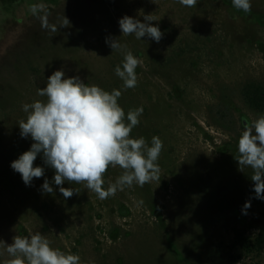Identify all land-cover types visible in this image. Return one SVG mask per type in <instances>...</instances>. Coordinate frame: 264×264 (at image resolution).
<instances>
[{"label": "rangeland", "instance_id": "1", "mask_svg": "<svg viewBox=\"0 0 264 264\" xmlns=\"http://www.w3.org/2000/svg\"><path fill=\"white\" fill-rule=\"evenodd\" d=\"M38 3L47 5L58 31L41 27L30 11ZM251 5L244 13L232 0H197L195 7L178 0H0V241L39 232L53 248L78 254L81 264H233L239 255L238 264H264V249L248 256L233 245L237 230L255 236L264 228L252 169L240 170L235 159L244 125L264 114L244 96L249 83L264 87V0ZM148 14L163 33L159 43L122 35L120 18L144 22ZM64 16L70 25L59 27ZM109 38L142 62L135 88L125 89L115 74L123 52L113 51ZM60 69L120 90L125 114L143 108L131 136L149 145L153 136L162 140L160 182L101 200L66 181L63 187L79 190L66 199L40 154L34 165L44 176L24 184L11 168L33 143L20 135L22 105L45 100L37 90ZM121 174L110 167L104 187ZM45 179L52 193L43 191ZM0 253L5 264L9 257Z\"/></svg>", "mask_w": 264, "mask_h": 264}, {"label": "clouds", "instance_id": "2", "mask_svg": "<svg viewBox=\"0 0 264 264\" xmlns=\"http://www.w3.org/2000/svg\"><path fill=\"white\" fill-rule=\"evenodd\" d=\"M178 2L186 7L197 4V0ZM232 5L244 13L251 12V0H232ZM30 11L41 21L42 28L58 31L55 25L49 24L51 13L47 5L33 4ZM152 21L155 17L151 14L144 16V22L125 15L118 23L123 36L134 35L138 40L147 36L159 43L163 33ZM69 25L70 21L64 16L59 27ZM106 43L113 51L123 52L122 66H116L115 74L123 81L125 89L135 88L138 84L136 69L142 62L118 38H109ZM37 94L46 99L23 104L26 119L18 122L21 137H31L33 143L29 150L11 162V168L21 175L26 186L31 185L33 178L45 174L44 167L34 165L40 154L44 164L54 169L53 181L60 186L59 192L66 199L79 193L78 189L63 187L66 181L83 184L101 200L114 196L125 187L160 182L158 160L163 142L153 136L149 145L145 138L131 136L133 128L140 123L143 108L125 114L118 103L120 90L109 92L97 85H88L79 76L66 77L60 69L47 78L46 86L39 88ZM237 147L235 159L240 170L252 169L250 179L255 198L264 200V114L244 125ZM110 167H119L122 174L105 188L104 177ZM42 189L46 193L53 192L47 179ZM243 207L245 210L250 208L251 202L247 201ZM0 248L9 257L5 264H81L78 254L53 248L39 232L29 236L16 235L11 244L0 241Z\"/></svg>", "mask_w": 264, "mask_h": 264}, {"label": "trees", "instance_id": "3", "mask_svg": "<svg viewBox=\"0 0 264 264\" xmlns=\"http://www.w3.org/2000/svg\"><path fill=\"white\" fill-rule=\"evenodd\" d=\"M244 96L249 106L256 111H264V87L257 83H249L244 88ZM254 193V192H252ZM247 229L237 230L233 245L239 247L242 254L250 255L252 253H260L264 249V228L259 230L255 236H247ZM233 264H238L242 256L239 255L231 258ZM245 264V263H243ZM261 264V263H254Z\"/></svg>", "mask_w": 264, "mask_h": 264}]
</instances>
